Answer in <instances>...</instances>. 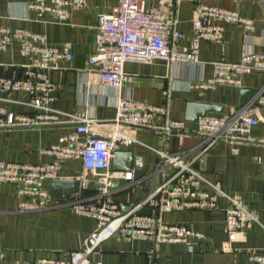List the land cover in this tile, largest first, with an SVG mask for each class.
Masks as SVG:
<instances>
[{
    "label": "crops",
    "instance_id": "crops-1",
    "mask_svg": "<svg viewBox=\"0 0 264 264\" xmlns=\"http://www.w3.org/2000/svg\"><path fill=\"white\" fill-rule=\"evenodd\" d=\"M34 1L0 0V28L28 31L44 36L47 45L70 47L72 60H58L51 71L53 91L48 107L61 112V124L0 129V161L32 166L55 163L54 157L42 151L57 145L61 137L73 134L83 119L114 120L118 98L129 96L139 103L166 105L167 115L155 117L152 128L122 127L136 143L120 151L144 159L145 175L139 180L114 181L118 191L112 199L122 212L141 203L159 185L156 150L177 154L199 145L200 139L194 133L197 123L185 120L189 105L218 107L221 115L227 117L243 107L240 105L243 93H256L264 84L263 73L251 72L241 78V86L198 87L212 77L214 63H237L246 52L264 54V0H173L166 10L168 21L181 34L173 42L178 51L191 49L198 20L196 5L200 3L237 11L254 22V29L245 32L236 25L222 24L221 40L200 41L197 64L168 66L162 61L128 62L124 65L128 81L119 92L99 82L100 65H89L95 48L98 17L111 14L119 0H85L84 7L73 10L65 22H57L50 15L30 8ZM137 1L146 8L158 6V0ZM44 3L48 5L49 0ZM30 62L20 54V43L8 44L0 51V77L21 78L24 67ZM251 97L248 95L246 102ZM29 104L27 93H4L0 89V107L9 113L33 115L35 110ZM255 118L257 125L244 140L218 142L205 154V160L198 163L197 168L206 181L203 188L209 189L208 184H212L222 193L216 196L214 211L153 209L152 214L159 224L186 227L201 234L200 238L189 245H154L148 240L126 241L113 237L93 254L91 264H250L249 253L264 251V109L259 110ZM168 121L183 122L186 131L165 135L162 128ZM58 164V179L81 182L80 193L73 197L91 200L98 196L99 183L83 170L80 161H58ZM152 175L155 177L147 185ZM51 181L43 183L48 193ZM17 192L15 184L0 185V254L3 255L0 264L66 259L70 252L82 247L96 227L94 219L78 214L66 204L60 206V201L51 198L43 210L23 211ZM227 198L238 199L256 220L245 232L238 234L234 242H230L225 233Z\"/></svg>",
    "mask_w": 264,
    "mask_h": 264
},
{
    "label": "built area",
    "instance_id": "built-area-1",
    "mask_svg": "<svg viewBox=\"0 0 264 264\" xmlns=\"http://www.w3.org/2000/svg\"><path fill=\"white\" fill-rule=\"evenodd\" d=\"M173 0H158L157 7L146 8L137 0H119L111 14L98 17L94 52L90 66L100 65L99 82L118 92L128 77L124 65L128 62L150 64L165 62L168 66L197 64L201 40L219 41L222 38V24L229 23L245 32L254 29V22L243 18L237 11L218 9L204 4L196 5L198 20L195 34L188 52L178 51L173 42L181 37L173 23L167 19L166 8ZM85 0H35L30 8L50 15L57 22H65L72 11L84 7ZM20 43V54L31 62L24 67L21 78L0 77V89L4 93L20 91L30 96V106L35 113L21 116L9 113L0 107V129L38 127L61 124V112L48 107L52 101L53 82L51 71L58 60H72L68 45L54 47L46 44L44 36L24 30L0 28V51L8 44ZM251 72L264 74V54L243 53L237 63L216 62L212 77L198 87L215 89L219 85L241 86V78ZM264 109V84L240 109L221 118H201L197 122L195 135L199 145L190 151L168 154L156 150L159 163L156 176L160 184L129 212H122L113 202L112 195L118 190L115 180L132 181V172H112L113 154L136 143L122 129L124 126L152 128L155 117L168 113L166 105L152 106L134 101L127 96L118 98L116 114L110 122H94L83 119L73 134L61 137L57 145L42 153L54 157L55 163L46 166L14 164L0 161V185L15 184L17 195L22 199L20 209L39 211L51 201L43 188L46 180L58 179V161L78 160L83 170L99 183L98 196L91 200L75 197L59 202L66 204L78 214L96 221V227L85 239L79 250L70 252L66 259H43L33 264H91L93 254L113 237L126 241L148 240L156 244L189 245L201 234L177 225H161L152 214L140 216L143 208L175 212L197 210L211 212L216 209V196L222 195L217 186L206 183L198 170V163L208 150L218 142L237 143L244 140L257 125L255 114ZM184 123L168 121L162 128L165 135L184 133ZM236 152V148L233 149ZM85 189V185H82ZM225 210V233L230 242L245 232L255 222L251 212L235 198H227ZM0 254V259L2 258ZM250 264H264V251L249 253ZM30 264V263H13Z\"/></svg>",
    "mask_w": 264,
    "mask_h": 264
},
{
    "label": "water",
    "instance_id": "water-1",
    "mask_svg": "<svg viewBox=\"0 0 264 264\" xmlns=\"http://www.w3.org/2000/svg\"><path fill=\"white\" fill-rule=\"evenodd\" d=\"M248 95H255L254 92L251 94L248 92L243 93V98L240 101V105L244 106L246 102V97ZM251 97V98H252ZM221 110L214 106H201V105H189L185 120L187 122L197 123L201 118H221ZM204 155L201 161L205 160ZM143 161L144 159L135 157L134 154L127 151H117L113 154V159L111 161V170L114 172H132L133 180H139L145 177L143 172ZM155 175L149 178L147 185L152 183ZM159 184L161 181V176L158 178ZM146 185V186H147ZM81 182L79 180L71 179H55L51 181L49 196L52 200L62 201L64 198H70L80 193ZM131 208L123 210L124 212L129 211ZM140 216H151V209L143 208L137 211Z\"/></svg>",
    "mask_w": 264,
    "mask_h": 264
}]
</instances>
